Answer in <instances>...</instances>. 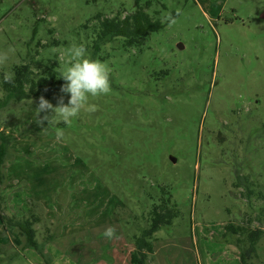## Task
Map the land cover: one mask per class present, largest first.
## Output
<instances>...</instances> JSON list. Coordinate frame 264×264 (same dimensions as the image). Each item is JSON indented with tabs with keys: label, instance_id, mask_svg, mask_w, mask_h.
<instances>
[{
	"label": "rangeland",
	"instance_id": "obj_1",
	"mask_svg": "<svg viewBox=\"0 0 264 264\" xmlns=\"http://www.w3.org/2000/svg\"><path fill=\"white\" fill-rule=\"evenodd\" d=\"M162 1L168 9L163 17L177 16L151 32L140 49L125 48L120 40L99 52L89 48L88 56L108 67L111 87L90 98L94 112L85 108L70 124H47L44 112L36 114L40 100H8L0 107V126L15 132L14 148L51 132L60 150L45 180L62 205L44 210L34 225L38 241L48 234L55 239L64 224H84L87 206L115 213L112 227L132 245V216L145 214L150 197L167 185L180 215L156 233L161 264H240L238 253L246 246L231 245L222 230L228 222L264 228V0ZM133 7L134 0H0V53L8 56L0 76L30 59L58 60L61 70L72 45L91 46L95 34L82 27L91 15ZM60 89L52 90L53 106L61 96L67 103ZM47 149L41 148L45 154ZM11 150L5 173L15 166ZM241 177L253 183L249 201L234 186ZM27 185L20 180L9 191L4 214L27 212ZM82 235L70 239L73 254L88 238ZM23 243L16 228L0 223V264H44L35 251H21ZM127 248L122 242L117 264H131ZM65 251L66 264H80ZM255 254L249 264H263L264 236ZM52 257V264L65 262V256Z\"/></svg>",
	"mask_w": 264,
	"mask_h": 264
},
{
	"label": "trees",
	"instance_id": "obj_2",
	"mask_svg": "<svg viewBox=\"0 0 264 264\" xmlns=\"http://www.w3.org/2000/svg\"><path fill=\"white\" fill-rule=\"evenodd\" d=\"M117 10L113 15L108 16L103 12H97L86 20L82 25L84 29L91 28L95 36L91 46H85L87 52L91 48L94 52H99L101 47L108 43H117L118 40L125 48H141L146 42L151 32L158 31L164 23H168L177 16L176 12H171L167 17V6L162 0H134V7L124 13ZM165 20V22H163ZM60 64L58 60L49 59L34 60L22 62L12 66L10 73H14L12 82H4V74L0 76V88L4 92V98L0 99V107L8 100L14 103L23 100H40L43 97L46 100L52 98V90L55 86H62L64 81L59 77ZM15 137L7 136L0 129V223L3 229L6 226L16 228L19 234L24 238L22 250L30 249L35 251L42 259L44 264H52V256L46 249V244L54 237L48 234L44 240L36 239L35 224L42 222L44 216L43 206L31 199H27L28 210L21 217L4 214L5 198L1 194V189L6 183V173L4 163L13 156L10 148L11 142ZM241 183L234 182L235 187H242V197L249 201L254 194L251 188L253 183L246 177H241ZM144 214L140 216L133 215L132 222L135 224L136 232L129 236L133 243V250L130 252L131 264H155L153 254V243L156 239V233L163 227L172 224L174 218L180 215L177 203L172 199L170 187L162 185L159 187V195L153 200ZM264 217V216H263ZM258 218V217H257ZM251 217H249L248 221ZM143 220L144 224H136ZM249 223L233 224L225 223L223 226L222 239L228 240L231 245L240 248L241 244L246 248L238 253L240 264H249L251 254L254 256L257 243L264 236V228L260 226L249 228ZM48 230V227H46ZM220 240V239H218ZM246 241V243H245ZM264 264V263H263Z\"/></svg>",
	"mask_w": 264,
	"mask_h": 264
},
{
	"label": "crops",
	"instance_id": "obj_3",
	"mask_svg": "<svg viewBox=\"0 0 264 264\" xmlns=\"http://www.w3.org/2000/svg\"><path fill=\"white\" fill-rule=\"evenodd\" d=\"M0 129L9 137L16 136L15 132L13 130L9 131V128L6 125L0 126ZM25 137H29V135L17 139L16 142H18V140L24 139ZM33 141L34 142L30 146L20 144L21 147H16L17 150L16 148H14V145L16 146L15 141H13V143L11 142L10 148H12L17 153L15 158L11 159V162L15 163V166L10 165L9 167H7V183L2 187L1 194L4 196L5 201H7V194L10 190L13 189V186H15L20 180H26L28 185L26 187V190L23 191L24 195H26L27 198L32 199L29 196L34 195L35 199L32 200L39 202L44 207V210L57 208L58 205H62L60 199H58L59 195L57 198H54V192H48V189L50 186L52 187V184H49L45 179L48 177L46 174H51L52 168L55 167V164L57 162L56 155L57 152L59 154L60 150L59 148L56 149V146L54 144L55 138L52 137L51 132L48 133L47 138L38 140L37 137H35L33 138ZM40 143L44 144V146H47L48 152L46 154L41 150V148H43L44 146L40 147ZM30 156H32V158H30ZM33 156H36L37 158H33ZM15 200L16 196H13V201ZM85 207V216L80 217L83 219L84 224L81 222L76 225L75 228H71L70 224H64L63 231L60 233V235L58 237H55L52 242L50 241L49 243H47V251L51 253L52 256H54V254L65 256V262L63 264H66L67 254L65 252L67 251L65 250H68L69 253L73 254L70 247L68 246V244H70L71 242L70 239L81 237L83 236L82 234H87L88 238L84 239L85 244L81 245V247L80 245L79 247H73V255L76 259H78L80 264H117L120 258V247L122 245V242L128 245L127 251L130 261V252L134 247L133 244L131 245L130 243H127V241L125 242V237L123 236V233L121 229L118 228V226H116L115 229L114 227H112L111 223L116 222V220L112 218L113 216L115 217V213H112L111 215H105L104 213L99 212L97 207ZM52 217L53 216H51L50 219L51 221H53ZM106 226H108L107 228L111 227L114 229V234L111 238H108L104 235L105 230L107 229ZM64 238L68 239L69 243L66 242ZM54 242H58V244L56 246H53ZM156 242L157 239H155L153 243V254H151L150 256L154 257L155 264H161L162 261L160 262L157 254ZM60 243H62V245H59ZM58 248L62 249L63 253L60 252V250H57ZM183 253H185V255L183 256L182 254L181 257H184L185 260V257L188 254L184 250ZM125 260L126 257H121V262H124ZM72 264L74 263L72 262Z\"/></svg>",
	"mask_w": 264,
	"mask_h": 264
},
{
	"label": "clouds",
	"instance_id": "obj_4",
	"mask_svg": "<svg viewBox=\"0 0 264 264\" xmlns=\"http://www.w3.org/2000/svg\"><path fill=\"white\" fill-rule=\"evenodd\" d=\"M68 61L61 67L59 77L64 81L60 91L68 96L67 103L61 96L58 104L53 106L48 100L40 98L39 105L35 109L38 115L44 112L42 120L47 124H70L73 119L78 117L82 109L89 112L96 110V105L90 103V98L105 95L110 92V80L108 67L99 60L91 59L87 49L83 44H74L68 49ZM7 54L0 53V63L6 62ZM14 73H6L4 82H12ZM51 113L49 115L48 113ZM42 122V121H39ZM57 137H61L63 132L57 130ZM114 229L109 227L104 235L111 238Z\"/></svg>",
	"mask_w": 264,
	"mask_h": 264
},
{
	"label": "water",
	"instance_id": "obj_5",
	"mask_svg": "<svg viewBox=\"0 0 264 264\" xmlns=\"http://www.w3.org/2000/svg\"><path fill=\"white\" fill-rule=\"evenodd\" d=\"M170 159H171L172 162H175V159L173 157H170Z\"/></svg>",
	"mask_w": 264,
	"mask_h": 264
}]
</instances>
